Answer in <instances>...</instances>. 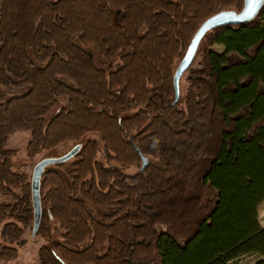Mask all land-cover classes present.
Segmentation results:
<instances>
[{"label":"trees","instance_id":"trees-1","mask_svg":"<svg viewBox=\"0 0 264 264\" xmlns=\"http://www.w3.org/2000/svg\"><path fill=\"white\" fill-rule=\"evenodd\" d=\"M243 4L0 0V260L33 228L5 147L30 130L31 160L81 145L41 176L34 264H264V6L204 35L176 102L173 82L200 25Z\"/></svg>","mask_w":264,"mask_h":264},{"label":"water","instance_id":"water-1","mask_svg":"<svg viewBox=\"0 0 264 264\" xmlns=\"http://www.w3.org/2000/svg\"><path fill=\"white\" fill-rule=\"evenodd\" d=\"M264 6V0H244V4L241 10H222L208 17L198 28L193 36L184 56L177 65L174 73L173 82L175 88V102L180 96V78L192 65L195 56L197 54L199 44L204 35L219 26L241 24L250 22L255 19L262 7ZM81 145L70 149L66 154L57 158H45L39 161L32 173L31 177V192L34 209V223L32 233L35 234L38 231L41 221V201H40V180L41 176L46 168L50 164L66 161L72 158L80 149ZM141 155L142 165L140 170L143 171L149 164V158L143 154Z\"/></svg>","mask_w":264,"mask_h":264},{"label":"rangeland","instance_id":"rangeland-1","mask_svg":"<svg viewBox=\"0 0 264 264\" xmlns=\"http://www.w3.org/2000/svg\"><path fill=\"white\" fill-rule=\"evenodd\" d=\"M216 51L221 52L224 49L223 45H215L213 47ZM186 83L181 82V91L184 92ZM31 138L30 130H17L8 138L5 147L10 149H16L17 155L13 160L12 168L14 171L24 172L32 177L33 169L35 165L45 158H57L66 154L72 145H61L50 151H45L33 160L29 159L26 155V147ZM6 197L0 194V202L5 201ZM258 218L262 227H264V203L258 208ZM23 243L19 246V256L13 260H0V264H34L38 259V249L46 241L37 232L32 233V228L27 229L22 235ZM261 258L258 254L243 255L233 260L230 264H256Z\"/></svg>","mask_w":264,"mask_h":264}]
</instances>
